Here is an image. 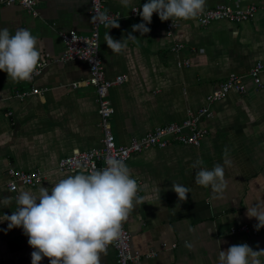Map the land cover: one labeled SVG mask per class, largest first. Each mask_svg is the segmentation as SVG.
Returning a JSON list of instances; mask_svg holds the SVG:
<instances>
[{
    "label": "crops",
    "instance_id": "crops-1",
    "mask_svg": "<svg viewBox=\"0 0 264 264\" xmlns=\"http://www.w3.org/2000/svg\"><path fill=\"white\" fill-rule=\"evenodd\" d=\"M147 0H104L107 11L122 14L118 28L101 29L100 55L106 77L127 80L110 89L114 107L111 125L119 144L141 137L159 125L180 122L188 110L205 104L206 96L231 73L244 76L246 93L232 91L214 103L213 116L202 120L209 134L200 146L174 143L134 153L126 162L139 183L140 203L133 201L125 224L132 234V248L143 257L138 264H219V253L233 244L247 243L253 250L264 249V231L257 235L232 233L231 228L254 223L247 207L264 202V87L258 88L249 71L264 63V0H206L204 7L229 4L246 7L257 4L255 17L245 21L218 20L202 26L188 19L170 34L165 21L152 17L149 33L132 32L142 23L132 16L134 6ZM92 0H38L37 14L21 4L0 5V29L11 34L25 28L38 38L42 72L29 81L16 82L0 71V264H32L34 249L22 228H8L19 192L38 195L41 187L51 188L61 179L78 173L61 172L58 162L66 156L102 146L96 88L84 81L90 76L83 60L61 61L65 43L61 33L76 30L91 33ZM109 33L128 40L119 53L105 41ZM178 42L180 51L173 50ZM188 59V66L178 62ZM79 83L74 86L73 83ZM38 88V93L33 89ZM26 95L20 96V93ZM226 187L215 194L211 186L195 183L199 170L193 163L211 169L224 163ZM40 170L43 179L34 186H8L9 169ZM190 189L186 201L179 200L172 183ZM187 245H190L187 246ZM154 256L146 257L148 253ZM264 264V255L257 257ZM41 264H50L45 257ZM100 264H117L109 247L100 254Z\"/></svg>",
    "mask_w": 264,
    "mask_h": 264
},
{
    "label": "clouds",
    "instance_id": "clouds-1",
    "mask_svg": "<svg viewBox=\"0 0 264 264\" xmlns=\"http://www.w3.org/2000/svg\"><path fill=\"white\" fill-rule=\"evenodd\" d=\"M205 3L206 0H147L142 11L140 7L133 8L143 22L132 25V32H139L141 36L149 33L151 29L147 25L152 23L154 13L161 21L196 18ZM121 4L128 7L130 0H121ZM92 21L119 27L117 21L100 11L92 16ZM135 39L132 33L121 40L109 33L105 35L106 44L114 53L126 48L128 40ZM40 56L38 38L30 30L18 28L11 34L7 28L0 29V71L6 72L9 79L31 80ZM224 157L223 164L217 163L211 169L201 167L200 159L192 165L199 169L195 183L211 186L214 195L221 194L226 187L224 166L231 163L227 147ZM105 163L101 169L69 175L50 189L41 187L38 195L22 191L15 197L16 209L10 216L5 215L8 228L23 229L28 244L34 249L32 264H41L45 257L50 264H100V254L120 237L133 201L140 203L142 198L137 196V181L123 159L107 157ZM172 190L184 201L190 193L189 188L177 182L172 183ZM7 199L3 198L0 203ZM246 215L258 221L254 226L257 230L264 228V202L247 207ZM261 255L264 249L253 250L247 243L233 244L220 251L219 264H260L257 257Z\"/></svg>",
    "mask_w": 264,
    "mask_h": 264
},
{
    "label": "built area",
    "instance_id": "built-area-1",
    "mask_svg": "<svg viewBox=\"0 0 264 264\" xmlns=\"http://www.w3.org/2000/svg\"><path fill=\"white\" fill-rule=\"evenodd\" d=\"M21 4L29 10L32 14H37L38 0H0V5ZM132 7L131 14L135 17H141ZM142 11V7H140ZM259 10L257 4H250L246 7H234L229 4H217L213 7H204L200 14L193 19H196L200 25L205 26L214 21L228 20V21H245L251 20L255 17ZM97 11L109 15L110 20H116L122 17L119 11H107L104 7V0H95L91 6V19ZM153 17H159L157 13ZM188 20V19H187ZM186 21L183 19L165 21L167 31L172 32L181 24ZM173 22L175 26H173ZM105 26L104 23L99 21L93 22L91 20V33L81 34L76 30L61 33V37L65 43V51L59 60H83L88 63L90 69V76L84 82L94 85L96 88L97 100L99 104L100 126L103 132L102 146L92 148L85 151L77 152L73 155L63 157L58 162V170L61 172L78 173L89 172L92 169H101L106 166V158L112 157L116 159H123L126 163L128 159L138 152L151 147L164 148L168 145L178 143L183 145L200 146L202 140L209 134L210 130L206 126L201 125V121L213 116L211 106L226 98L232 91L238 93H246L247 86L244 81V76L231 73L221 81L217 88L206 96L205 104L197 110L189 109L187 117L180 121L170 122L164 125H159L153 130L147 132L141 137H133L127 144H119L116 140L114 131L111 125V117L114 113V107L109 97L110 89L116 85L121 84L127 80L126 76H117L114 80H109L103 66L102 57L100 55V36L101 29ZM183 42H178L173 46V50L180 51L184 48ZM179 66H188L190 61L188 59L178 62ZM46 62L40 61L36 72L33 76L42 72ZM249 76L253 79L258 88L264 87V63L257 62L251 67ZM79 83L74 82L73 85L77 86ZM38 88L33 89V93H38ZM20 96L26 93H20ZM9 181L8 186L11 191L15 189L18 191L19 186H34L42 181L43 173L40 170L24 171L19 169L8 170ZM134 178V177H132ZM138 184L137 178H134ZM254 223H243L239 226L231 228L232 233H246L249 235H257L264 231V228L257 230ZM132 234L128 230L125 221L122 224V232L120 237L113 241L107 248L111 247L116 252L117 264H138L143 255L139 251L132 248ZM155 253H148L146 257L154 256Z\"/></svg>",
    "mask_w": 264,
    "mask_h": 264
}]
</instances>
